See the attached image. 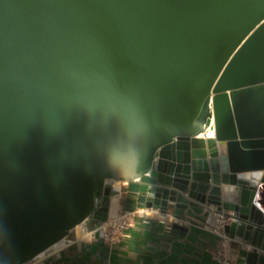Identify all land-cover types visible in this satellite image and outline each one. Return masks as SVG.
Segmentation results:
<instances>
[{
  "label": "water",
  "instance_id": "95a60500",
  "mask_svg": "<svg viewBox=\"0 0 264 264\" xmlns=\"http://www.w3.org/2000/svg\"><path fill=\"white\" fill-rule=\"evenodd\" d=\"M115 196L264 264V0H0V264Z\"/></svg>",
  "mask_w": 264,
  "mask_h": 264
},
{
  "label": "crops",
  "instance_id": "0c3cea01",
  "mask_svg": "<svg viewBox=\"0 0 264 264\" xmlns=\"http://www.w3.org/2000/svg\"><path fill=\"white\" fill-rule=\"evenodd\" d=\"M225 154L220 148V156ZM123 209L120 204L117 211ZM144 209L147 208H137ZM168 213L167 216H138L134 227L113 246L102 239L86 241L69 237L63 247L35 264H219L213 258L219 239L201 227L204 222L188 213L192 222L189 226L185 223L187 219ZM175 223L187 230L174 231ZM230 249L236 264H248V253L254 250L250 243L238 237L232 238Z\"/></svg>",
  "mask_w": 264,
  "mask_h": 264
},
{
  "label": "built area",
  "instance_id": "2783aa9c",
  "mask_svg": "<svg viewBox=\"0 0 264 264\" xmlns=\"http://www.w3.org/2000/svg\"><path fill=\"white\" fill-rule=\"evenodd\" d=\"M121 196V195H120ZM99 206L95 209L98 210ZM111 211V209H110ZM149 211V212H147ZM168 212H163L159 208H150L144 210H136L134 212H128L125 209L117 211L114 216H111L109 212L106 221L92 220L88 227H86L80 237L74 238L75 240L93 241L102 239L105 243L113 246L120 242L125 232L133 228L135 220L138 216H167ZM174 216V215H173ZM177 219V218H176ZM204 222V221H202ZM185 223L189 226L192 225L191 220H185ZM230 223V220L221 215H217V219L214 225H210L204 222L202 228L215 234L218 239V248L213 254V258L219 264H236L233 259V253L230 249V243L232 238L225 232V226ZM102 235V237L99 236ZM70 236V235H69ZM69 238V237H68ZM37 261L33 259L26 264H35ZM111 264V263H105Z\"/></svg>",
  "mask_w": 264,
  "mask_h": 264
},
{
  "label": "bare ground",
  "instance_id": "6f19581e",
  "mask_svg": "<svg viewBox=\"0 0 264 264\" xmlns=\"http://www.w3.org/2000/svg\"><path fill=\"white\" fill-rule=\"evenodd\" d=\"M221 149H222V151H226L225 146H222ZM122 184H123L122 181H118V180L114 181V186H116L118 188L121 187ZM119 205H120L119 198L117 196L113 197L112 200H111V207H110L111 208V212H112L111 214H114V215L116 214ZM114 215H112V216H114ZM87 225H88V221H84L83 223L78 224L73 229V231L71 232L69 237H74V238L80 237V235L82 234V231L86 228ZM65 242H66V240H62L59 243H57L54 246H52L51 248H49L48 250L40 253L38 256H36L35 261L41 260L44 257H46L49 253L59 249L60 247H63L65 245Z\"/></svg>",
  "mask_w": 264,
  "mask_h": 264
},
{
  "label": "rangeland",
  "instance_id": "374dc122",
  "mask_svg": "<svg viewBox=\"0 0 264 264\" xmlns=\"http://www.w3.org/2000/svg\"><path fill=\"white\" fill-rule=\"evenodd\" d=\"M120 206V205H119Z\"/></svg>",
  "mask_w": 264,
  "mask_h": 264
}]
</instances>
